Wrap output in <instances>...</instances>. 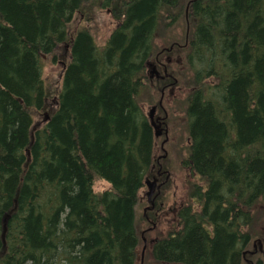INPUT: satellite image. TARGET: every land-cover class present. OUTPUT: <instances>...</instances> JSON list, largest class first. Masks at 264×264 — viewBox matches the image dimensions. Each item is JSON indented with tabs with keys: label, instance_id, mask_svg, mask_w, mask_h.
<instances>
[{
	"label": "trees",
	"instance_id": "obj_1",
	"mask_svg": "<svg viewBox=\"0 0 264 264\" xmlns=\"http://www.w3.org/2000/svg\"><path fill=\"white\" fill-rule=\"evenodd\" d=\"M184 1L189 35L168 70L182 81L180 92L187 84L188 164L212 178L206 200L215 205V234L210 239L191 222L184 236L158 242L153 260L238 264L246 236L222 203L242 207L247 192L250 239L257 236L264 212V0ZM177 4L171 0L170 8ZM162 5L0 0V264L138 263L136 209L156 152L140 98ZM108 8L119 26L104 46L88 29L71 31ZM62 47L68 61L50 106L43 67Z\"/></svg>",
	"mask_w": 264,
	"mask_h": 264
},
{
	"label": "flooded vegetation",
	"instance_id": "obj_2",
	"mask_svg": "<svg viewBox=\"0 0 264 264\" xmlns=\"http://www.w3.org/2000/svg\"><path fill=\"white\" fill-rule=\"evenodd\" d=\"M170 1L171 0H163L160 17L158 19L160 30L170 28L176 20H178L175 11H173L177 8V5L170 8ZM173 2L179 3L178 0H173ZM104 11L113 17L111 8L105 9ZM104 11L100 10L96 15ZM96 15L90 14L86 21L94 19ZM118 26L119 24L116 21L115 28ZM85 29H88V27H85ZM88 31L91 33L90 30ZM181 47H183V44L175 41L165 46L163 45L160 51L155 55H151L146 63V66L151 69L146 79L150 82L149 88L151 91L161 94L157 104L153 106V121L157 126L156 133H158V136L156 139L158 142L160 140V151H162L163 155H158L155 158L154 168H152V173L145 182L141 195L142 200L144 198L145 201V207L142 211L144 229L140 232L143 243L142 251L144 255L150 258H153V250L158 242L161 240H174L183 235L186 227L191 222L200 225V228L207 232L210 239H212L215 234V226L210 220V214L213 213L215 205L210 202L207 203L206 200L212 178L204 177V175L193 170L188 164L190 147L188 156H181L182 158L180 159V155H174V158L172 157L173 155H171L167 159V152L164 149L165 143L170 142L169 136L172 131L168 124L169 117L167 110L163 106L162 96L165 91L170 90L176 83L174 77L169 73L168 66L172 63L171 56L174 49H180ZM148 81L146 82L148 83ZM190 143L191 141H189V146ZM176 158L178 169L180 168L179 172L178 169L174 167ZM162 160L163 162L165 161V166ZM181 169L189 170L190 173L188 174L187 172L189 179L186 178L185 180L181 178ZM198 179L202 180V186L197 182ZM222 193L228 194L227 189L222 190L221 194ZM222 199L227 202L234 200L233 195L230 197L222 195ZM234 204L235 203H231L229 204L230 206L227 207L222 203V209L228 208V220L230 221L233 217L238 232L246 236L243 241V247L239 252L238 264H259L260 262L263 264L264 239L262 237H258L254 241L250 239L251 209L247 192H244L242 207L239 203L236 205ZM231 229L233 233L234 228L232 227ZM250 244L252 249L249 248ZM155 263L163 264L158 262ZM167 264L186 263L179 261L177 263L170 262Z\"/></svg>",
	"mask_w": 264,
	"mask_h": 264
},
{
	"label": "rangeland",
	"instance_id": "obj_3",
	"mask_svg": "<svg viewBox=\"0 0 264 264\" xmlns=\"http://www.w3.org/2000/svg\"><path fill=\"white\" fill-rule=\"evenodd\" d=\"M185 2V1H184ZM187 1L185 2L184 6L182 9H177L175 12L176 17L178 20L168 29L160 30L157 33L156 40L153 43L154 47V55L158 53L161 49V47L164 45L169 44L170 42H177L181 43V41L187 40V37L189 35V21L187 20ZM104 11V10H103ZM82 19V18H81ZM116 21L113 17L110 16V14H107L105 11L97 14L94 19L86 21V19L79 20L77 22H74L72 24V32L74 33L77 29L80 27H88V30L91 31V34L94 38V41L96 45L100 48L101 46L105 45V42L108 38V36L111 34V32L115 29ZM181 43V44H183ZM66 48L62 47V49L56 53L55 60L52 63V59H48L44 63L43 67V78H44V83L45 86L50 89V97H49V103L50 106L55 104L56 97L58 94V89L59 85L61 82V68L63 65L67 64L68 61V54L65 51ZM184 64H182L183 66ZM176 78V77H175ZM175 85L168 90L165 91L162 100H163V106L167 110L168 113V124L170 125L171 133L169 136L170 142L165 143V151L167 152V159L171 155L174 158V155H180L179 159L182 158L181 156H188V150H189V140H188V127H187V121H186V116H185V111H186V97H187V84L185 83L183 85L184 91L180 92V87L183 84L182 81L177 77ZM148 81V80H146ZM150 85V82H146V89L142 92L144 93L141 98H140V104L142 106L144 114L147 116L149 113L150 107L154 106L157 104L159 98L161 97V94L155 91L150 90L148 88ZM53 103V104H52ZM175 112H178L175 114ZM48 117V113H46ZM44 116L40 117L39 121H43ZM173 144V145H172ZM160 140L158 142V145L156 147V150L158 151L159 156L162 155V151H160ZM158 155H155L157 157ZM166 157V156H165ZM178 158V157H177ZM177 158H176V163L174 164V167L178 169V163H177ZM163 165L165 166V161L163 162ZM163 166V167H164ZM165 168V167H164ZM172 170V169H171ZM180 168L178 169L179 172ZM190 173L189 170H184L181 169V178H184L186 180L189 179L187 176ZM190 181V180H189ZM197 182L200 183V185H203V182L201 179H198ZM143 190V189H142ZM142 195V191L140 193ZM145 207V201L144 198L142 200L141 196L139 199V205L136 209V215H137V227H138V232L140 235L141 230L144 228L143 220H142V211L143 208ZM262 208L258 207V209H255V213H259V211ZM257 213V214H258ZM259 217V216H258ZM260 221L257 223L258 227V237H262L264 239V212L261 214ZM260 226V227H259ZM140 237V245L138 248L139 251V258H138V263L140 264V258H141V250L143 248V243H142V237ZM253 241L255 240V237L252 239ZM252 244V242H251ZM250 244V249H252V246ZM142 264H156L152 258L148 257L147 255H144ZM263 264H264V256H263Z\"/></svg>",
	"mask_w": 264,
	"mask_h": 264
},
{
	"label": "water",
	"instance_id": "obj_4",
	"mask_svg": "<svg viewBox=\"0 0 264 264\" xmlns=\"http://www.w3.org/2000/svg\"><path fill=\"white\" fill-rule=\"evenodd\" d=\"M153 112H154V110L152 109L151 111H150V113H149V117H150V119H151V121H152V115H153ZM46 116V115H45ZM47 117V116H46Z\"/></svg>",
	"mask_w": 264,
	"mask_h": 264
},
{
	"label": "bare ground",
	"instance_id": "obj_5",
	"mask_svg": "<svg viewBox=\"0 0 264 264\" xmlns=\"http://www.w3.org/2000/svg\"><path fill=\"white\" fill-rule=\"evenodd\" d=\"M126 7V6H125ZM174 21V20H173Z\"/></svg>",
	"mask_w": 264,
	"mask_h": 264
}]
</instances>
